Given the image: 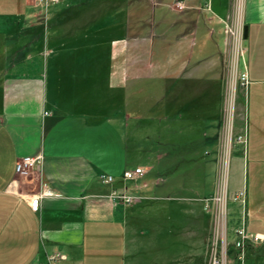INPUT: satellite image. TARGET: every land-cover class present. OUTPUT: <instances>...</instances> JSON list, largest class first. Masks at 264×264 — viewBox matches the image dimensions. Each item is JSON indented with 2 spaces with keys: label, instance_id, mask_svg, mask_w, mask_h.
Returning <instances> with one entry per match:
<instances>
[{
  "label": "crops",
  "instance_id": "1",
  "mask_svg": "<svg viewBox=\"0 0 264 264\" xmlns=\"http://www.w3.org/2000/svg\"><path fill=\"white\" fill-rule=\"evenodd\" d=\"M185 1L191 36L197 35L200 19L205 18L204 3H210L212 12H217L213 1L219 11L226 6L220 11L223 16L217 14L224 25L225 52L236 46L242 50L248 75L246 114L252 113L258 123L251 130L250 121L244 131L247 158L254 170L264 167V0H234L232 6L231 0ZM129 2L66 1L52 9L48 35L31 21L29 0H0V264H43L54 253L65 256L59 264H140L137 257L131 262L139 236L137 228L131 229L147 222L145 210H133L144 202L168 203L173 209L174 217L169 212L153 228L179 225L177 214L187 220L184 225L190 224L180 256L162 255L148 262L180 264V258L191 254L194 233L214 221L216 210H206L204 199L216 193L218 182L212 190L202 188L197 199L153 197L144 182L150 167L130 162L128 131L136 116L130 81L140 76L144 19ZM115 3L123 7L99 12L100 5ZM236 6L241 7L239 13ZM85 9L91 13L84 15ZM193 13H198L197 19ZM232 17L234 46L227 44L222 21ZM132 25L141 28L135 31ZM33 156L42 157L40 167L29 177L18 175V160ZM215 165L218 172L217 160ZM139 167L144 169L142 176L124 179L127 170ZM103 176L114 180L106 184ZM113 191L140 200L117 202L110 197ZM38 194L40 209L34 212L30 200ZM197 203L202 216L206 213L202 220L193 211ZM245 215L241 225L247 232L264 235L248 230L247 209ZM163 236L180 238L177 233L154 231L146 241ZM263 246L258 248L260 258L253 260L257 264H264Z\"/></svg>",
  "mask_w": 264,
  "mask_h": 264
},
{
  "label": "rangeland",
  "instance_id": "2",
  "mask_svg": "<svg viewBox=\"0 0 264 264\" xmlns=\"http://www.w3.org/2000/svg\"><path fill=\"white\" fill-rule=\"evenodd\" d=\"M29 1L31 21L48 35L53 8L66 1L82 2L60 0L43 5L38 0ZM130 2L132 10L135 9L144 19V51L139 55L142 61L140 76L130 81L132 102L135 104L131 109L137 116L131 117L128 131L130 162L133 166L150 167L144 182L147 184L145 191L148 194L152 192L150 195L153 197L197 199L198 194L204 192L202 188L206 186L212 190L218 182L216 193L214 191L208 199H204L212 201L210 209L216 210L214 221L204 225L203 231L194 233L190 256L177 261L180 264H205L216 239L219 242L232 241L235 229L241 227L242 219L246 218L245 209L248 211V230L264 232V187L261 189L264 167L254 170L249 165L251 157L247 158L248 144L244 134L250 121L251 130L258 124L252 113L250 115L247 111L246 114L248 83L244 85L241 81V74H247L243 68L245 57L239 46L232 47L230 53L225 52L224 25L217 16H223L220 11L226 7L224 5L219 11L213 1L214 10L218 12L213 11L214 14L210 3H204L201 10H204L205 18L200 19L197 35L191 36L185 18V0ZM232 3L234 0H231V6ZM180 5H183L182 9ZM122 7L120 3H115L113 7L100 5L99 12ZM239 9L241 7L236 6L238 13ZM85 11L84 15L91 13L88 9ZM197 14L193 13L195 19ZM224 20L227 44L231 41L234 46V17ZM140 28H133L132 25L135 31ZM210 29L215 33H210ZM46 38L49 40L50 37ZM44 42L46 44V40ZM216 160L219 163L218 172ZM130 184L134 187L133 182ZM240 192L247 194L245 199L237 200ZM215 197H219L220 201L214 203ZM167 204L144 202L133 206L136 213L145 210L148 218L144 225L131 229L133 232L137 228L139 233L130 252L133 256L131 262L137 257L140 264H148L162 255L180 256L185 251L182 239L187 236L186 229L190 224L184 225L187 220L181 214H177L179 225L172 228L171 225L167 228L152 227L155 221L158 223L169 212L172 213V207L168 208ZM193 211L200 219L206 215L202 216L198 203ZM154 231L177 233L180 238L163 236L165 238L160 237V240L146 241L154 235Z\"/></svg>",
  "mask_w": 264,
  "mask_h": 264
},
{
  "label": "built area",
  "instance_id": "3",
  "mask_svg": "<svg viewBox=\"0 0 264 264\" xmlns=\"http://www.w3.org/2000/svg\"><path fill=\"white\" fill-rule=\"evenodd\" d=\"M40 4L57 3L60 0H38ZM183 8V5H180ZM241 81L245 85L248 83V75L241 74ZM41 156L33 157H23L20 158L16 165V173L22 177H29L33 174L41 164ZM144 174L143 168H135L127 170L124 173V179L133 181ZM103 181L106 184L113 182L114 178L112 176H103ZM46 194V193H44ZM245 192H240L237 200L245 199ZM110 197L117 202H122L126 204H133L140 200L139 197L127 194L126 192L113 191ZM41 195H34L30 200V206L32 211L38 212L40 209ZM219 197H215L213 202H219ZM212 204L211 200L205 201V209L210 210ZM264 244V235L260 234H249L246 230V226L235 229L234 238L232 241L219 242L218 239L211 245L208 253V257L205 264H247V250L249 247H259ZM65 256L60 253L50 254L47 257L46 263L43 264H59Z\"/></svg>",
  "mask_w": 264,
  "mask_h": 264
},
{
  "label": "trees",
  "instance_id": "4",
  "mask_svg": "<svg viewBox=\"0 0 264 264\" xmlns=\"http://www.w3.org/2000/svg\"><path fill=\"white\" fill-rule=\"evenodd\" d=\"M264 247V246H263ZM261 250H262V248H260V249H257V248H255V247H249L248 248V254H247V263L248 264H257L258 263V261H253V260H256L257 258H260V257H258L257 256V254L258 253H261ZM253 256H254V258H253ZM263 256V255H262ZM261 256V257H262ZM263 258V257H262ZM260 262V261H259ZM262 263H264V260L262 259Z\"/></svg>",
  "mask_w": 264,
  "mask_h": 264
},
{
  "label": "water",
  "instance_id": "5",
  "mask_svg": "<svg viewBox=\"0 0 264 264\" xmlns=\"http://www.w3.org/2000/svg\"><path fill=\"white\" fill-rule=\"evenodd\" d=\"M246 34H247V28H245V36H246Z\"/></svg>",
  "mask_w": 264,
  "mask_h": 264
}]
</instances>
